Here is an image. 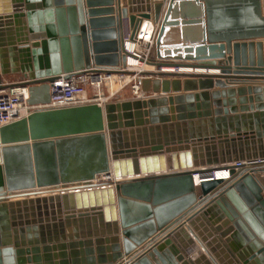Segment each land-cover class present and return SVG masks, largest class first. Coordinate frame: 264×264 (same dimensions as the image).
<instances>
[{"label":"water","instance_id":"1","mask_svg":"<svg viewBox=\"0 0 264 264\" xmlns=\"http://www.w3.org/2000/svg\"><path fill=\"white\" fill-rule=\"evenodd\" d=\"M125 19L159 24L154 95L0 127V264H227L213 243L264 264V0H0L2 73L47 103L62 73L126 64Z\"/></svg>","mask_w":264,"mask_h":264},{"label":"built area","instance_id":"2","mask_svg":"<svg viewBox=\"0 0 264 264\" xmlns=\"http://www.w3.org/2000/svg\"><path fill=\"white\" fill-rule=\"evenodd\" d=\"M159 24L153 19H144L138 36L131 38L132 30L127 19L124 20V47L126 64L105 69L90 68L72 72L70 76L62 73L50 83V101L31 104L30 85L25 84V77L19 81L10 82L5 79L0 68V127L21 119L39 109L68 107L88 103H106L116 99L126 86L130 85L134 97L142 95V80L154 79L153 73L158 72L157 57L153 54L155 38ZM161 71H178L173 67H162ZM194 71V70H189ZM107 88V92L103 89ZM92 90V91H91ZM247 160L227 163L220 168L225 172V178L230 177V167H238ZM217 169L214 171L215 176ZM97 181H107L101 179ZM198 177V174H195ZM212 179V178H208ZM201 180L196 181V185Z\"/></svg>","mask_w":264,"mask_h":264},{"label":"crops","instance_id":"3","mask_svg":"<svg viewBox=\"0 0 264 264\" xmlns=\"http://www.w3.org/2000/svg\"><path fill=\"white\" fill-rule=\"evenodd\" d=\"M14 69H15V66H13L11 64H9V66H7L5 68V70L7 71L6 73H4V77L6 80L13 82V81H19V80L24 78V74H22L20 72H15ZM206 72H208V71H206ZM221 81H223V79H217V78L212 79V82L214 84L213 89L219 88ZM154 94H155V92L153 91L152 86L150 87L149 91H142V95H144L145 97H148V96H151ZM133 97H134V95L132 94V92L125 94V90H123L119 94L118 100L131 99ZM223 164L224 163H222V165ZM261 174H262V176H264V172H262ZM225 175H226L225 172H221L219 175H217L215 177H219V178L221 177L222 178ZM196 227L198 228V230L194 229V233H195L194 235H198L199 238H201L199 236L200 233H202L204 236H208L207 230L210 229V226L205 219H202L201 221L196 222ZM178 242L181 244V246H184V244H189L190 247H193V245L189 242V240L186 237L182 241H180V239H178ZM194 244L197 245L199 247V249H201V246H200L197 239H194ZM213 246L216 248L217 252L220 254L221 258H223L225 263L230 264L228 259L225 256V254L221 252V250L217 247V245L213 243ZM209 259H210V257H209ZM216 261L218 262V264H221L217 259H216ZM202 262H204V261H202Z\"/></svg>","mask_w":264,"mask_h":264},{"label":"rangeland","instance_id":"4","mask_svg":"<svg viewBox=\"0 0 264 264\" xmlns=\"http://www.w3.org/2000/svg\"><path fill=\"white\" fill-rule=\"evenodd\" d=\"M103 90H104L105 92H107V88H106V87H104ZM124 90H125V94L132 92V91H131V88H130V85L126 86ZM91 91H92V90H91ZM120 93H121V92H120ZM118 98H119V95H118V97H116V99H113V101H117ZM216 175H217V174H216Z\"/></svg>","mask_w":264,"mask_h":264},{"label":"bare ground","instance_id":"5","mask_svg":"<svg viewBox=\"0 0 264 264\" xmlns=\"http://www.w3.org/2000/svg\"><path fill=\"white\" fill-rule=\"evenodd\" d=\"M215 72H217V71H215ZM221 172H223V171H221L220 168H218L216 174L219 175ZM100 178L103 179V180H105V179H108V176L107 175H102ZM216 178H219V177H216ZM222 178H225V176L222 177ZM196 180L199 181V178H196Z\"/></svg>","mask_w":264,"mask_h":264}]
</instances>
